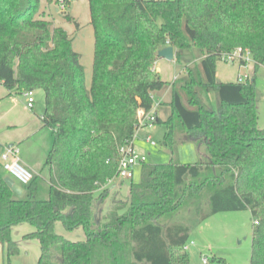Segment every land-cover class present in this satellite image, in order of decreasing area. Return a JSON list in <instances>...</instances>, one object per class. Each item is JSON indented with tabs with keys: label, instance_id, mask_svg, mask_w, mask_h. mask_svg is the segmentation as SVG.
I'll list each match as a JSON object with an SVG mask.
<instances>
[{
	"label": "trees",
	"instance_id": "trees-1",
	"mask_svg": "<svg viewBox=\"0 0 264 264\" xmlns=\"http://www.w3.org/2000/svg\"><path fill=\"white\" fill-rule=\"evenodd\" d=\"M88 1L90 85L73 39L44 18L41 0H0V84L43 89V122L54 135L43 168L48 178L34 174L22 196L5 182L0 162L7 264L20 251L12 229L23 222L35 227L25 237L40 241L38 264H190L183 247L191 232L218 212L245 209L253 217L250 264H264V128L255 78L225 82L216 70L222 54L237 47L251 50L256 68L264 65V0ZM167 45L176 59L193 45L202 53L172 83L165 121L168 142L195 141L202 157L143 163L141 181L132 178L129 194L118 193L98 224L95 206L109 194L107 179L135 137L138 112L151 110L153 92L167 84L155 71ZM180 127L184 139L176 140ZM59 220L67 229L83 226L86 238L58 234Z\"/></svg>",
	"mask_w": 264,
	"mask_h": 264
},
{
	"label": "rangeland",
	"instance_id": "rangeland-1",
	"mask_svg": "<svg viewBox=\"0 0 264 264\" xmlns=\"http://www.w3.org/2000/svg\"><path fill=\"white\" fill-rule=\"evenodd\" d=\"M65 8H61L60 0H41V12L44 18L51 21L53 26L63 27L73 39L74 49L82 55V64L85 67L87 84L90 85L93 75L94 61V31L90 23V8L88 0H65ZM67 14L73 20L67 18ZM78 23V25H77ZM202 53L193 45L191 49L184 52L180 59L167 60L159 58L156 68L160 69V77L167 81L162 90L154 93V106L158 110L159 121L152 128H139L134 137V150L141 156H145V164L177 163L195 164L203 154V149L195 141H176L174 145L166 139L168 131L166 120L172 112L169 101L172 97V83L178 76L184 74L188 65L198 60ZM218 79L225 82L238 81L239 74L249 75L255 78L257 89L258 124L264 128V65L256 68L254 60L247 64L237 61L219 60L216 65ZM35 98L38 106L46 107V97L43 89L35 90ZM215 101L214 92L210 94ZM182 128H178L175 139H184ZM151 135L156 145L147 140ZM1 159V158H0ZM2 161V160H1ZM3 165V162H2ZM142 165L135 169L134 182L141 181ZM47 170V169H46ZM7 173V172H6ZM49 172L47 170L46 177ZM116 181H122L116 178ZM131 179H124L121 193L128 195ZM111 187L110 184L107 185ZM100 194V192L98 193ZM113 194H108L104 202L103 216H105L112 205ZM35 227L29 222H23L13 227L12 236L20 247L18 254L11 257V264H38L41 253L40 241L37 238H26L25 235L32 232ZM55 230L63 237L77 241L86 238L83 226L67 229L62 221L55 222ZM253 217L250 209L237 211H223L211 215L202 221L192 232L189 240L183 247L190 255V264H250L253 249ZM6 250L0 243V264H7ZM207 258L208 262L204 259ZM55 264H59L55 262Z\"/></svg>",
	"mask_w": 264,
	"mask_h": 264
},
{
	"label": "crops",
	"instance_id": "crops-1",
	"mask_svg": "<svg viewBox=\"0 0 264 264\" xmlns=\"http://www.w3.org/2000/svg\"><path fill=\"white\" fill-rule=\"evenodd\" d=\"M159 70L156 68L155 63V71L160 73ZM217 77L219 78L218 74ZM219 80L222 81V79ZM155 92H153V97ZM171 99L169 101H162V103L169 104ZM158 110L156 108V113H158ZM44 111L45 107L38 106L37 100L34 107L29 108L24 91L10 90L3 84H0V154L3 152L5 146L17 145L20 149L22 163L29 167L34 174L46 177L47 170L43 168L52 149L54 135L53 130L44 125ZM170 115L168 116L170 117ZM0 162L2 167V161ZM2 171L5 176L8 175L3 169ZM123 183L124 180L110 184L109 194H113V201L118 193L122 195ZM99 192L97 191L96 195ZM105 200L100 204V219L103 218Z\"/></svg>",
	"mask_w": 264,
	"mask_h": 264
},
{
	"label": "built area",
	"instance_id": "built-area-1",
	"mask_svg": "<svg viewBox=\"0 0 264 264\" xmlns=\"http://www.w3.org/2000/svg\"><path fill=\"white\" fill-rule=\"evenodd\" d=\"M65 4V0H60L61 8H65ZM221 59L233 62L237 61L240 64H247L253 59V54L248 48L237 47L231 51L224 52ZM247 79H250L249 75L242 76L239 74L238 76L239 82H244ZM24 96L27 100V106L33 108L36 101L35 90L30 89L24 91ZM158 120L159 118L155 106L148 111L140 109L138 112L137 130L139 128H152ZM147 140L153 145L157 144L151 135L147 136ZM133 141L121 147L117 173L115 176L107 179L106 185L116 182V178H119L120 180L134 178L136 167L145 163L146 157L136 153ZM0 158L3 162L4 170L21 186L24 187L33 179L34 172L22 163L20 149L17 145L5 146L3 152L0 154ZM187 247L188 246L185 245V248ZM204 261L208 262V259L205 258Z\"/></svg>",
	"mask_w": 264,
	"mask_h": 264
},
{
	"label": "water",
	"instance_id": "water-1",
	"mask_svg": "<svg viewBox=\"0 0 264 264\" xmlns=\"http://www.w3.org/2000/svg\"><path fill=\"white\" fill-rule=\"evenodd\" d=\"M158 56L160 58H165L167 60L175 59L176 56L175 47L173 45H167L161 48L158 51ZM5 182L11 188V190L14 191L17 195L22 196L24 194V190H25L24 187L21 186L19 183H17L16 180L11 176L9 175L5 176ZM99 213H100V201L97 202L95 206V219L98 224L101 221V219L99 218Z\"/></svg>",
	"mask_w": 264,
	"mask_h": 264
}]
</instances>
